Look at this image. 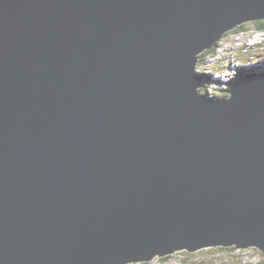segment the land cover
Returning a JSON list of instances; mask_svg holds the SVG:
<instances>
[{
  "label": "water",
  "instance_id": "95a60500",
  "mask_svg": "<svg viewBox=\"0 0 264 264\" xmlns=\"http://www.w3.org/2000/svg\"><path fill=\"white\" fill-rule=\"evenodd\" d=\"M264 0H0V264L264 254V72L198 92Z\"/></svg>",
  "mask_w": 264,
  "mask_h": 264
},
{
  "label": "rangeland",
  "instance_id": "374dc122",
  "mask_svg": "<svg viewBox=\"0 0 264 264\" xmlns=\"http://www.w3.org/2000/svg\"><path fill=\"white\" fill-rule=\"evenodd\" d=\"M254 23V21L245 22L241 25V28L236 31L238 32V35H242L245 38L249 45H251L252 42L255 41L254 36L258 34V30H256L254 27ZM236 32L229 31L227 32V34L223 35L221 39H227L229 38V34H235ZM259 35L260 38L263 37L264 31H259ZM246 41L240 38L239 42L232 43L230 49H245L244 47L246 46ZM257 45V47H252V49L254 50L255 57L257 58V60H259L260 58L258 56L264 58V43L261 42ZM214 48L216 50H220L221 45L217 43ZM223 52H225V50ZM228 53V58H226V60L230 57L238 56L241 60H246V66L248 65V58L250 61H252L251 57H249L248 54H235L232 50L228 51ZM257 53L259 54L257 55ZM206 61L208 62V59L205 57L202 64L207 63ZM198 63H200L199 59L195 64V72H198ZM223 73L224 72L222 69H214V75L210 74L208 76V79L210 80L215 77L224 78ZM262 256H264V254L257 247H236V245L234 244L225 247L209 246L200 249L197 248L190 251L182 249L179 251H175L168 256L161 257L154 255L149 260L132 261L127 264H261L264 262Z\"/></svg>",
  "mask_w": 264,
  "mask_h": 264
},
{
  "label": "bare ground",
  "instance_id": "6f19581e",
  "mask_svg": "<svg viewBox=\"0 0 264 264\" xmlns=\"http://www.w3.org/2000/svg\"><path fill=\"white\" fill-rule=\"evenodd\" d=\"M262 32V31H260ZM238 32H236L235 34H229V38L225 39L222 38L220 39L217 43H219L221 45V49L220 50H216L215 48H213V50L203 53L199 56V61L200 63H198V67L200 68L199 72H196L197 74L201 75V83L200 86L198 87V92L200 94H203L207 97H209L205 92L204 89H213L216 91H221V93H223L228 84L231 81H235V79L238 77L239 72H240V68H244L245 70L250 69L251 67L257 66V68H255L254 72L251 73H260L263 70V65L261 63V60H257V58L255 57V54H249V57H251L252 61L248 60V65H245V59L241 60L238 56L236 57H230L229 59L226 60L225 62V70H223V77H218V81L215 80V78L213 79H208V76L210 74H212V63L215 62L216 60H218L219 56L223 54V51L226 49H230V46L232 45V43L234 42H239L240 38H242L244 41L245 38L242 35H238ZM255 41L252 42L251 45L248 44V42L246 41V46L243 48H235L238 49V51L236 50H232L235 54H248L249 53V48L253 47V46H258V43H264V36L260 38L259 35V31L258 34L256 36H254ZM252 40V39H251ZM243 45V44H242ZM241 47V46H240ZM231 51V50H228ZM229 54V53H228ZM208 59V62L205 64H202L203 59L204 58ZM237 65V66H236ZM195 71V69H194Z\"/></svg>",
  "mask_w": 264,
  "mask_h": 264
},
{
  "label": "built area",
  "instance_id": "2783aa9c",
  "mask_svg": "<svg viewBox=\"0 0 264 264\" xmlns=\"http://www.w3.org/2000/svg\"><path fill=\"white\" fill-rule=\"evenodd\" d=\"M228 50H236L238 51V49H226L225 52H223L222 55H220V57L218 58V60H216L215 62L212 63V75H214V69H222L225 70V62H226V58H228ZM261 60V63L263 65V69H264V59L261 58L260 56H258ZM198 72H199V68H198ZM215 80L218 81V78L215 77ZM204 92L208 95V96H214L217 93L220 94L221 91H216L213 89H204Z\"/></svg>",
  "mask_w": 264,
  "mask_h": 264
},
{
  "label": "clouds",
  "instance_id": "9594fccd",
  "mask_svg": "<svg viewBox=\"0 0 264 264\" xmlns=\"http://www.w3.org/2000/svg\"><path fill=\"white\" fill-rule=\"evenodd\" d=\"M232 31V30H231ZM258 31H260V30H258ZM261 31H264V30H261ZM229 32V31H228ZM225 34H227V32L225 33ZM225 34H223V35H225ZM222 35V36H223ZM221 36V37H222ZM221 37H220V39H221ZM219 39V40H220ZM218 40V41H219ZM217 41V42H218ZM217 42L215 43V45L217 44ZM215 45H213V47H215ZM211 49V48H210ZM207 50H209V49H207ZM211 50H213V49H211ZM211 50H209V51H211ZM209 51H207V52H209ZM203 53H206V50H204V51H202L200 54H199V56L201 55V54H203ZM259 53H257V55H258ZM199 58V57H198ZM264 59V58H263ZM198 60V59H197ZM247 71L248 70H243L241 73H239V75H238V77L235 79V80H237V79H239V78H241L243 75H245V74H247ZM263 71V70H262ZM264 72V71H263ZM251 73V72H250ZM233 83V81H231L230 83H229V85L227 86V88H226V90H228V88H229V86L231 85ZM227 95V91H224L223 93H220V94H216V95H214V96H212V98H218V97H221V96H226ZM209 97H211V96H209ZM234 245V244H233ZM211 246H222V247H225V246H223V245H211ZM205 247H209V246H204V247H200V248H205ZM199 248V249H200ZM183 249H186V248H183ZM180 250H182V249H180ZM187 250V249H186ZM177 251H179V250H177ZM189 251V250H188ZM175 252V251H174ZM173 253V252H172ZM169 254H171V253H169ZM169 254H166V255H163V256H168ZM156 256H159V255H156ZM163 256H161V257H163ZM128 263H130V262H128ZM127 264V263H126Z\"/></svg>",
  "mask_w": 264,
  "mask_h": 264
},
{
  "label": "trees",
  "instance_id": "16d2710c",
  "mask_svg": "<svg viewBox=\"0 0 264 264\" xmlns=\"http://www.w3.org/2000/svg\"><path fill=\"white\" fill-rule=\"evenodd\" d=\"M255 23H254V27H255V29L256 30H264V20H257V21H254ZM242 25V24H241ZM241 25H239L238 27H236V28H234L231 32H236V31H238L240 28H241ZM253 47H255V46H253ZM257 47V46H256ZM214 47H212L211 49H213ZM211 49H209V50H211ZM209 50H206V52L207 51H209ZM254 54V50L252 49V47L251 48H249V53H248V55L249 54ZM256 68H257V66H255ZM241 69H244V68H240V70ZM245 70V69H244ZM243 71V70H242ZM240 73V72H239ZM262 258H263V261H264V256H262ZM264 263V262H263ZM263 263H261V264H263ZM259 264V263H258Z\"/></svg>",
  "mask_w": 264,
  "mask_h": 264
}]
</instances>
